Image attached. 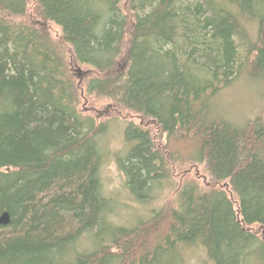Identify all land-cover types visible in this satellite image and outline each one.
I'll return each mask as SVG.
<instances>
[{"label":"trees","instance_id":"16d2710c","mask_svg":"<svg viewBox=\"0 0 264 264\" xmlns=\"http://www.w3.org/2000/svg\"><path fill=\"white\" fill-rule=\"evenodd\" d=\"M242 79L264 86V0H0V264H187L197 244L212 264H264V116L233 123L216 103ZM84 92L142 120L117 159L132 196L177 164L211 183L115 223Z\"/></svg>","mask_w":264,"mask_h":264},{"label":"rangeland","instance_id":"374dc122","mask_svg":"<svg viewBox=\"0 0 264 264\" xmlns=\"http://www.w3.org/2000/svg\"><path fill=\"white\" fill-rule=\"evenodd\" d=\"M50 26L54 35H59V29L53 25ZM78 70L75 74L80 76L79 73L82 70ZM78 82L80 86L81 81L78 80ZM83 85L84 83L80 88L84 89L85 86ZM83 96L80 102L81 110L87 114L89 112L97 118L96 121L105 125V130L98 140L103 154V165L100 169L101 182H103V194L113 199V205L111 206H113L115 212L111 214L110 218L115 223L130 228L137 225L139 221L151 218L153 211L162 209L167 205L188 181L196 182L204 188L211 183L212 177H210L204 164H177L174 167L170 166L171 169L168 170L169 176L165 178L166 180H157V183L153 186L150 200L144 202L141 199L139 201L127 191L125 176L118 168L117 159L126 155L131 147L125 140L124 131L127 125L138 126L142 123V120L138 115L114 108L113 103L110 101L89 96L86 92ZM216 103L225 111V116L233 123L238 122V120L247 122L250 116L254 119L259 115L263 117L264 86L258 84L255 80H238L232 87L222 91L221 96L219 95L216 98ZM150 130L153 132L155 142L160 144L161 136L165 135L153 126H150ZM183 251L185 263L187 264H212L206 251L199 244L185 248Z\"/></svg>","mask_w":264,"mask_h":264},{"label":"water","instance_id":"95a60500","mask_svg":"<svg viewBox=\"0 0 264 264\" xmlns=\"http://www.w3.org/2000/svg\"><path fill=\"white\" fill-rule=\"evenodd\" d=\"M9 220H10V215L9 213L5 212L0 216V226H7L8 224H10Z\"/></svg>","mask_w":264,"mask_h":264},{"label":"bare ground","instance_id":"6f19581e","mask_svg":"<svg viewBox=\"0 0 264 264\" xmlns=\"http://www.w3.org/2000/svg\"><path fill=\"white\" fill-rule=\"evenodd\" d=\"M253 43H254V42H253ZM234 123H235V122H234ZM236 126H237V124H236ZM236 126H235V127H236ZM236 128H237V127H236ZM103 141H104V140H103Z\"/></svg>","mask_w":264,"mask_h":264}]
</instances>
